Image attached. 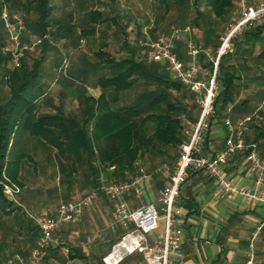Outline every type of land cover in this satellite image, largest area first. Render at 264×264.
<instances>
[{"label": "rangeland", "instance_id": "1", "mask_svg": "<svg viewBox=\"0 0 264 264\" xmlns=\"http://www.w3.org/2000/svg\"><path fill=\"white\" fill-rule=\"evenodd\" d=\"M32 1L2 2L0 9V102L2 104L10 96L9 76L23 68L31 69L34 62L40 61L42 74L40 85L45 92V95L39 99L40 106H47L46 109L53 113L63 110L66 116H74L73 118L77 120H81L83 117L84 111L82 109L85 97L97 94L96 90L99 89H97L95 76L85 84L82 82L84 76L75 72L89 66L99 65L100 60L96 57V53L100 50L109 52L116 60L126 58L134 53L137 60L144 61L151 44L162 36H172L175 31H178L177 44L182 56L186 57L187 44L193 40L202 49L201 60L207 63L209 60L207 55L216 59L218 49L223 44L222 39L241 13V6L236 1L233 10L224 19L216 22L213 34L210 33L211 27L205 23L203 24L205 31L203 30V35H201L193 25L196 17L192 9L193 0H189L188 3L180 7L185 8L186 15L180 14L181 9L179 11L174 9L164 18H162L164 10L160 7L159 0H51L48 18L50 27L47 35L41 36L40 32L33 27L39 16L38 1ZM30 2L32 3L28 6ZM251 2L260 4L264 3V0H251ZM101 8H104L101 11L103 16L106 18L113 16L115 22L98 25L99 34L97 38L83 34L82 31L85 28H91L89 14L91 9L101 10ZM201 9L203 12H208L204 5ZM4 13L9 15L10 22L16 28L18 22H22L23 29L20 30L19 34V46L23 51L22 67L14 66L9 51H6L14 48V43L6 30V24L2 18ZM59 26H62V29ZM32 27L33 29H31ZM219 37L220 40L218 41L217 38ZM125 40L129 42V49L123 45ZM245 40L244 31H242L232 39L231 50L228 51L229 53L235 52V43L240 42L241 48L238 49L233 59V63L238 67L237 72L242 73L239 74L242 79L237 81L239 89L236 92L235 104L229 106V111L222 118H216L212 121L211 125L214 126L213 128L210 127L211 130L209 129L211 133L217 131L219 128L216 125L224 124L226 118L232 120L251 118L250 123L253 122V124L258 125L264 123V62L256 59L257 55L264 49V34L251 42ZM106 43H108V47L104 46ZM208 47H212V50L206 54L205 50ZM246 49L249 51L246 52ZM73 77L76 78L73 79ZM141 91L138 89L127 94L126 99L132 98L135 93ZM245 100L251 102L249 111L239 109V105ZM184 103L189 107L190 116L195 119L192 121L183 117L184 131L189 137L192 128L201 116V109L193 105L194 102L190 99L185 100ZM79 105L82 107L79 108ZM40 109L41 107L39 111ZM249 139H254L252 133L249 135ZM12 142L10 157H13L17 152H26L33 158L34 162L25 161L23 164L24 187L22 189L18 185L10 183L5 175L3 176L4 179L0 181V186L4 188V195L6 198L9 197L8 200H10L11 195L5 192V186L19 189L14 194V202L16 205L22 206L26 216L33 223L35 218L45 215L54 216L62 203L80 200L95 188L87 183V175L90 173V169L86 163H83L82 166H76L75 170L69 172L71 167L61 163L56 151L41 140L31 138L18 131L17 136H13ZM259 150L264 153V148H259ZM170 156L171 158H166L158 153H151L140 163L147 173L153 174V180L156 178L158 180L160 179L158 176L162 174H154L155 171L163 165L173 168L178 161V150L171 151ZM128 177V180L132 178V176ZM118 182L120 181H104L106 184ZM157 182L159 184V181ZM106 206L109 205L106 204ZM111 212L112 210L110 214ZM4 221V223H0V258L2 262L19 250L27 255L33 248V240H37L39 236L28 231L25 224L22 225L24 228L18 234L16 221ZM103 228L105 227L102 226L101 230ZM104 232L106 230L101 233ZM163 232L164 221L160 223V229L156 233L161 234ZM111 246V243L106 244L105 251H109ZM97 258L100 259L99 256Z\"/></svg>", "mask_w": 264, "mask_h": 264}, {"label": "trees", "instance_id": "2", "mask_svg": "<svg viewBox=\"0 0 264 264\" xmlns=\"http://www.w3.org/2000/svg\"><path fill=\"white\" fill-rule=\"evenodd\" d=\"M8 1L12 0H0V9L2 2ZM35 1H38L39 16L33 27L41 36H45L50 27L48 18L51 0L32 2ZM188 1L159 0L160 7L164 10L162 18L168 16L174 9L178 11L181 9L180 14L186 15L185 8L180 7ZM235 2L236 0H193L192 9L196 15L194 27L204 28L203 24L206 23L211 27L210 33L213 34L216 22L224 19L233 10ZM202 5L205 6L207 13L202 11ZM112 19L114 18H106L102 13L92 11L90 21L93 25L82 33L88 36L90 33L95 34L96 26L108 23ZM59 28L62 29V26ZM243 31L245 41L251 42L264 34V23ZM123 45L130 48L126 40ZM176 45V52L183 60L177 42ZM104 46L107 47V43ZM235 47V52L222 56L219 61L220 91L215 100L219 119L227 114L230 105L235 104L236 92L239 89L237 81L242 79L240 76L242 73L237 72L238 67L233 63L234 55L236 56L238 49L241 48L240 42H236ZM96 57L100 60L99 65L75 72L84 76L82 82L85 84L94 76L97 77L96 85L102 90L98 98L85 97L81 120L66 116L63 110H59L55 115L39 112V99L45 95L40 85L42 78L40 61L34 62L31 69L23 68L9 76L10 96L2 104L0 102V181L5 175L10 183L22 189L23 164L25 161L34 162L26 152H17L13 157L9 156L13 147L12 138L17 136L18 131L41 140L55 150L59 161L71 167L69 172L75 170L76 166L86 163L90 169L87 183L95 188L102 180L125 182L128 181V176L135 177L136 163L149 157L151 153L171 158V151L179 152L180 146L189 139L187 132L184 131L183 117L195 121L189 114L188 105L184 103L190 99L195 103L193 105L198 107L192 92L173 78L164 64L149 63L147 59L139 61L134 53L116 60L109 52L100 50ZM256 59L264 62V49ZM204 67L213 71L214 64L208 62ZM138 89L142 91L126 99L127 94ZM239 109L250 110L246 100L239 105ZM239 120L238 118L232 121L237 123ZM248 126L247 140L258 144L259 148H264V123L258 125L252 122L248 123ZM251 133L254 135L252 140L249 139ZM4 220L16 221L18 234L25 224L28 231L39 235L37 224L26 216L22 206L5 197L4 188L0 186V223H4ZM38 238L39 236L37 240H33V248L27 255L19 250L6 261L2 262L0 258V264H7L16 255L27 260L37 246ZM116 241L117 239L112 241V246ZM51 251L55 250H50L49 253ZM69 259H72L70 252L68 259L64 255L62 263L65 264Z\"/></svg>", "mask_w": 264, "mask_h": 264}, {"label": "built area", "instance_id": "3", "mask_svg": "<svg viewBox=\"0 0 264 264\" xmlns=\"http://www.w3.org/2000/svg\"><path fill=\"white\" fill-rule=\"evenodd\" d=\"M238 2L241 6L240 17L234 21L235 23L230 26L222 39L223 44L218 49L216 59H213V71L202 69L197 63L202 49L193 40L187 44L188 55L192 61L186 63L179 58L176 52L178 31L172 36H162L151 44L146 52L147 61L164 64L173 78L192 92L195 102L201 109V116L192 128L189 139L179 148L176 165L173 168L163 165L154 173L162 174L169 182L159 191L157 203L144 201L145 185L152 181L153 174L147 173L142 164L137 162V174L130 180L111 184H106L102 180L99 186L82 199L62 203L57 208L56 215L33 218L39 229L37 246L27 260L16 255L7 264H44L49 251L56 249L61 250L68 259L69 254L61 235L63 228L80 222L85 211L95 206L102 196L113 204L107 229L116 232L121 227L124 230L111 250L103 256V264H121L134 255H140L145 264H174L175 261L182 259L180 191L188 181L191 171L203 172L213 180L217 186L216 196H242L247 201L261 206L264 211V153L260 152L256 143L247 140L248 123L251 122V118L239 120L237 123L227 118L225 148L215 155L205 154L207 134L212 121L217 118L215 100L218 90L219 61L231 50L232 39L246 28L264 23V3L255 4L251 0H238ZM2 18L14 43V48L6 51H9L14 66L20 67L23 57V51L19 46L22 22L19 21L16 28L10 22L7 13H4ZM237 154H244L250 164L252 186L241 183L235 175L227 174V166ZM17 190L19 189L5 186V192L11 195L10 200L14 199ZM7 198L9 199L8 196ZM131 199L137 201L139 205H132ZM12 201L14 202L15 199ZM162 221H164V232L157 234ZM263 233L264 213L262 220L253 231L252 240H256ZM93 240V237H88L81 246L87 247L93 243ZM246 264H255L253 249L248 255Z\"/></svg>", "mask_w": 264, "mask_h": 264}, {"label": "crops", "instance_id": "4", "mask_svg": "<svg viewBox=\"0 0 264 264\" xmlns=\"http://www.w3.org/2000/svg\"><path fill=\"white\" fill-rule=\"evenodd\" d=\"M236 1L238 2V0ZM103 10L104 8L89 11L102 13ZM110 18L114 17L111 16ZM114 20L112 19L107 24H113ZM90 23L92 27L93 24L91 21ZM96 27L98 28V26ZM196 30L201 35H203V30L205 31L203 28H197ZM98 34L99 31L96 29V33H90V36L97 38ZM217 40L219 41L220 37ZM211 50L212 47L206 48V54ZM207 56L209 58L208 62H213V58ZM183 61L186 63L192 61L188 55V50ZM197 63L202 69L208 70L204 67L207 63L201 60L200 55L197 58ZM97 89H99L96 90L97 94H91L94 98H98L102 93L99 86ZM219 91L220 86L218 84L217 94ZM247 104L251 108V102H247ZM40 107L39 112L42 114H57L48 111L47 106L41 105ZM80 107L82 106L79 105ZM82 110L84 111V105ZM223 123L216 125L219 128L217 131L212 133L210 132L211 129L208 131L205 154L215 155L225 148L227 131L225 121ZM213 126L211 125V128ZM226 171L227 174L235 175L241 183L249 186L253 185L250 176V164L244 154L235 155L230 160ZM158 177L160 179H152L145 185L144 201L146 203H157L159 191L169 183L165 176L160 175ZM157 181H159V184ZM216 190L215 182L203 172L198 171H191L188 181L181 187L179 205L182 207L180 220L183 232L182 259L175 261L174 264H246L252 249L255 264H264V233L256 240H252L253 231L263 217L262 207L247 201L242 196H216ZM105 203L109 206L107 207ZM130 203L134 206L139 205L137 201L132 199ZM112 209L113 204L105 197H101L95 206L85 211L80 222L63 228L61 235L64 247L67 249L68 254L70 252L72 255V259L67 262L70 264H103V256L111 250L110 248L109 251H105L106 244L111 243L112 245V241L118 239L124 232L121 227L116 232L107 229L109 214ZM102 226L105 228L101 230ZM103 230H106V232L102 234ZM88 237L94 238L93 243L87 247H82L81 244ZM62 258H64V253L61 250L51 251L48 253L44 264H64ZM121 264H145V262L140 255H134Z\"/></svg>", "mask_w": 264, "mask_h": 264}]
</instances>
